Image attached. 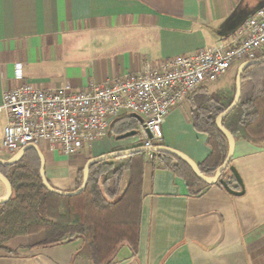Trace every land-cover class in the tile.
I'll use <instances>...</instances> for the list:
<instances>
[{"label":"crops","instance_id":"obj_1","mask_svg":"<svg viewBox=\"0 0 264 264\" xmlns=\"http://www.w3.org/2000/svg\"><path fill=\"white\" fill-rule=\"evenodd\" d=\"M263 2L0 0V105L5 90L23 83L11 77L16 63L24 65V82L85 90L139 72L148 63L156 66L213 46L233 15H251ZM138 123L132 114L122 113L106 137L74 156L40 149L49 183L75 191L80 170L90 159L142 148L138 134L120 138L131 125L137 130ZM6 124L0 115V147ZM155 147L180 152L197 165L210 155L207 134L193 125L189 101L171 110L163 140ZM14 156L0 150V160ZM145 160L138 250L133 255L123 247L112 264H264V145L236 139L231 165L243 180V195L229 193L220 183L193 195L186 179L164 169L158 158L146 154ZM231 176L229 169L224 178L229 184ZM230 186L242 190L236 180ZM6 195L0 181V197ZM24 238L6 245L14 253L0 252V264H94L77 257L82 240L31 249Z\"/></svg>","mask_w":264,"mask_h":264},{"label":"trees","instance_id":"obj_2","mask_svg":"<svg viewBox=\"0 0 264 264\" xmlns=\"http://www.w3.org/2000/svg\"><path fill=\"white\" fill-rule=\"evenodd\" d=\"M264 53L258 59L263 58ZM238 66L232 67L237 68ZM229 70V71H230ZM211 91L201 88L188 99L194 127L207 134L211 149L199 165L201 172L213 177L224 164L229 150L227 137L217 127V117L234 102L237 87ZM223 126L235 139L264 145V63L246 69L242 76V97L236 108L223 119ZM134 130L131 125L121 133ZM145 152L95 163L90 169L86 189L74 196L48 191L41 178V161L34 151L14 165L1 166L0 172L12 185L13 195L0 204V252L14 253L6 244L17 237H27V248H46L77 240L83 246L77 257L94 264H112L120 250L127 246L137 253L142 212L143 170ZM164 169L186 179L193 195H200L209 185L203 182L183 160L155 153ZM226 169L222 178H226ZM80 170L75 190L83 183ZM235 181L231 176L230 184ZM126 182V184H125ZM125 184V185H124Z\"/></svg>","mask_w":264,"mask_h":264},{"label":"built area","instance_id":"obj_3","mask_svg":"<svg viewBox=\"0 0 264 264\" xmlns=\"http://www.w3.org/2000/svg\"><path fill=\"white\" fill-rule=\"evenodd\" d=\"M264 53V5L235 32L199 51L146 64L135 73L75 90L70 84L45 89L24 82V65L11 70L21 85L4 91L0 115L7 119L0 150L16 155L29 145L74 156L107 136L122 113L137 114L144 148L163 140V124L171 110L223 77L241 63ZM147 131H150L149 137ZM153 159L155 152H147Z\"/></svg>","mask_w":264,"mask_h":264},{"label":"water","instance_id":"obj_4","mask_svg":"<svg viewBox=\"0 0 264 264\" xmlns=\"http://www.w3.org/2000/svg\"><path fill=\"white\" fill-rule=\"evenodd\" d=\"M263 5H264V2L258 7V9H260ZM249 16H250L249 14H245V15L235 14V15H233L227 21V25L229 26V29L224 33L223 36H229L230 34L235 32V30H237L245 22V20ZM260 63H264V57L260 58V59H256V60L245 61L239 65L238 71H237V79H236L237 93H236L235 100H234L233 104L225 112L221 113L216 119L217 127L220 129V131L222 133H224V135L228 139L229 150H228V155H227V158H226L224 164L218 168V170L216 171V174L213 177H208V176L204 175L201 172L199 165H197L193 160H191L186 155H184L180 152L174 151L172 149L165 148V147H154L151 149L142 147V148H137V149H133V150L112 153V154L105 155V156H102L99 158L90 159L84 168L83 183H82L81 187L75 191H72V192L61 191L59 189L54 188L49 183V181L47 179V175H46V170H45V157H44L43 153L41 152V150L37 146L29 145V146L25 147L24 149H22L21 151H19L13 158H11L9 160H0V167L1 166L14 165L17 162H19L20 160H22L27 152L35 151L39 155V158L41 161V172H40V174H41L43 186L48 191H50L54 194H58L61 196H74V195H78V194L82 193L86 189V187L88 186L89 178H90V169L95 163L110 160L112 158L129 156V155L139 153V152L153 151V152H157V153H167V154H170V155H173V156H176V157L182 159L192 168V170L195 172V174L203 182H205L209 185L220 183L229 193L234 194V195H243L244 191H245L243 180H242L237 168L235 166L231 165V161L233 159V155H234V151H235L236 139L233 136V134L223 126L222 121L225 117H227L236 108V106L239 104V102L241 100V97H242V76H243L244 72L246 71V69L248 67L255 65V64H260ZM132 117L134 119L138 120V122H141V123L143 122V118L137 114H132ZM147 133H148L149 137H151L150 131H147ZM137 134H138L137 130H132V131L122 135L120 138L125 139V138H129V137H134V136H137ZM228 168L231 170L235 180L240 185V187L242 189L241 191L234 190L230 186V184L224 178H222V173ZM0 181L4 184V186L7 189V195L5 197H0V204H4V203H7L10 200V198L12 197L13 188H12V185L9 182V180L5 176H3L1 174V172H0Z\"/></svg>","mask_w":264,"mask_h":264},{"label":"rangeland","instance_id":"obj_5","mask_svg":"<svg viewBox=\"0 0 264 264\" xmlns=\"http://www.w3.org/2000/svg\"><path fill=\"white\" fill-rule=\"evenodd\" d=\"M238 67L237 68H233L232 70L228 71V73H226L223 77H221L217 82L208 85V88L211 91H216L217 89H219V87H222V85H226V86L227 85L228 86L232 85L235 82V78H236V74H237V71H238ZM44 152H45L46 155H48L47 151H44ZM26 238H24V239H26ZM12 240L9 241L6 245H8L10 242L12 243ZM10 246H14V244L12 243Z\"/></svg>","mask_w":264,"mask_h":264}]
</instances>
